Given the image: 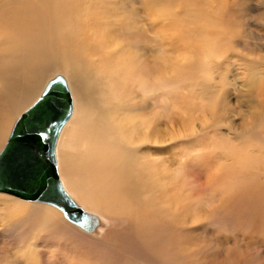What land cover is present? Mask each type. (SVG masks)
I'll use <instances>...</instances> for the list:
<instances>
[{
    "label": "rangeland",
    "instance_id": "rangeland-1",
    "mask_svg": "<svg viewBox=\"0 0 264 264\" xmlns=\"http://www.w3.org/2000/svg\"><path fill=\"white\" fill-rule=\"evenodd\" d=\"M84 1L80 0V7L75 5L77 12L85 15L84 22L92 28L97 25L95 28L102 35H113L114 50L104 47L107 58L93 69L108 71L109 76H105L110 77L112 85L108 88L105 79L102 82L106 85L102 84L109 104L112 102L119 113L130 111L152 124L149 132L153 128L155 133L151 132V141L144 143L141 135L134 133L142 151L138 156L158 170L171 188L197 198L201 215L199 219L188 216L175 227L162 217L156 222L148 220L142 225L143 235L137 233L138 237L124 218L93 212L67 191L95 216V226L90 231L82 230L49 206L53 213H60L59 218L38 236L35 251L44 255V264H168L165 254L174 252L181 258L185 246L184 253L195 254L194 259L199 260H194V264H264V86L258 89L264 83L250 89L245 77L246 67L260 72L264 69V26L260 23H264V6L258 4L263 0ZM6 2L8 7L13 2L20 5L16 0L0 1V11ZM78 20L84 29L81 17ZM92 28L84 29L86 35ZM76 55H70L71 66L89 68V59L84 63ZM55 75L65 77L64 67L47 69L37 93L14 111L9 129ZM210 91L215 95L213 105L205 97ZM254 128L256 137L248 135ZM245 135L258 141L245 139ZM152 138L165 145L161 143L160 149L151 145ZM243 144L247 147H241ZM230 148L234 153L246 150L252 157L236 164L229 159L227 162ZM137 163L145 170L142 159H137ZM217 169L225 176L212 182ZM161 178L158 175L157 181L163 182ZM102 187L107 192L95 189L96 196L104 197L107 206H117L111 200V184ZM171 188L168 192L174 193L176 190ZM220 188L228 193L222 196ZM4 225L8 223L0 220V250L13 261L16 247H12L11 238L16 233L5 232ZM34 235H38L37 231ZM181 262L182 259L175 260L173 264H184Z\"/></svg>",
    "mask_w": 264,
    "mask_h": 264
},
{
    "label": "bare ground",
    "instance_id": "bare-ground-1",
    "mask_svg": "<svg viewBox=\"0 0 264 264\" xmlns=\"http://www.w3.org/2000/svg\"><path fill=\"white\" fill-rule=\"evenodd\" d=\"M16 1L20 2L19 6H16L15 2H13L8 7V2H6L4 10L0 11V145L5 140L13 115H15L14 111L21 109L29 101V98L34 96V93H37L38 87L43 85L42 83L46 79L47 69L50 68L51 70V68H57L59 65L63 66L66 79L60 76L63 78L69 93L71 110L59 129L54 146V154L57 176L65 192L69 191L81 205L92 209L93 212L96 211L110 217L124 218L134 228L133 232L136 235L139 233L140 236L143 235L141 229L148 220L156 222L162 217L164 218L162 220L170 222V225L175 227L188 216L192 218L198 217L197 219H199L201 215L199 209L201 208L197 207L200 206V204H197V198L185 195L182 191L173 187L171 188L168 182L163 181L158 170L155 171L152 166L148 165L145 158L138 156L139 150L142 152L139 149V141L149 142L151 132L155 133L153 128L149 132L152 124H149L147 119H144L145 117L136 116L130 111H121L119 113L118 110L113 108L112 102L109 104L106 87H103L106 83L108 88L112 85L110 77L105 76H109L106 73L108 71L105 70V73H103L99 72L103 68L102 70L97 69L99 71H94V68H97L96 64L99 61L102 64L103 60H105L104 58H107L105 52L103 53L104 47L108 50H114L115 44L111 37L113 35L111 33L102 35L96 29L98 28L97 25H95L96 28H92L91 25L85 23L86 21L84 22L85 15L82 12H77V7L75 6H82L84 0H82V3L80 0ZM22 4L25 6H21ZM258 4L261 7L264 6V0ZM80 17L85 28L88 30L92 28L87 35L85 28L81 29L79 25L78 18ZM260 23L264 24L262 21ZM73 54L74 56L77 54L78 59L80 57V60L84 61V63L86 59H89V61L86 60L87 63L89 62V68L81 69L80 67L82 66L77 68L76 64L74 67L71 66L70 62L72 60L70 57ZM248 68H245L247 73L245 77L248 79L246 82L250 89L255 88L258 83H264V69L260 72L251 70L253 69L252 67ZM98 72L99 74H97ZM104 79L106 83L102 82ZM102 83H105V85ZM141 86L142 88L144 87L142 84ZM261 86L264 85L258 86V89ZM262 88L263 92L264 87ZM114 90L115 83L112 95ZM20 94H25L24 96L26 97H21ZM214 96L212 91L205 94L210 105L214 103ZM133 106L135 105H132L134 109ZM136 107L135 110L137 109ZM71 117L72 120L63 128ZM62 128L61 140L59 135ZM256 129L254 128L255 131ZM244 130L246 132L247 127ZM254 130H250L251 132L248 135L256 137L255 134H258V132L256 131L257 133H255ZM243 132L242 134H244ZM261 132L263 133L264 131L261 130ZM134 133L141 135H138L140 140L134 139L136 138ZM248 135H245V139ZM261 135L259 134L260 137H263ZM152 140L153 143L151 145L159 146L160 149L162 142L159 144L153 138ZM250 140H248V143ZM254 141L257 142L258 140L255 139L252 142ZM262 141L264 140L262 139ZM169 146L171 145L169 144ZM245 149L248 150V148ZM246 150L244 152L238 150L234 153V150L230 148L229 156H226L225 160L229 159L234 164L244 162V160L252 157V153L248 156ZM186 151L188 150L186 149ZM137 159H142L145 170L140 163H137ZM219 170L217 169L213 173L214 177L210 176L212 177V182H218L221 177L225 176ZM158 175H160L163 182L160 179L157 181ZM109 183L114 188L110 192L112 203L117 202V206H107L104 197H98L94 193L95 189L101 192V188H103L102 191L107 192L102 187V184L109 185ZM169 187L171 190L176 191L174 193L168 192ZM220 191L222 196L228 193L224 188H220ZM70 194L68 195L70 196ZM230 195H233V193H230ZM107 197L109 196L107 195ZM226 199L230 200L228 197ZM32 202L39 203V205H47L48 208L41 205L35 206L37 204ZM49 206L53 207L45 203L24 200L0 192V220L8 223V225H4L6 227L4 231L16 233L11 238V243L15 244H12V247H16V257L13 259L15 264H44V255L35 251L37 247H35L34 242L37 243L39 241L38 236L41 235V232L48 230L49 226L59 218L58 214L61 213L55 207L53 208L60 213H53ZM36 231L38 233L37 236L34 235ZM174 247L178 250L175 244ZM182 247L183 254L181 258L180 255L176 256L177 254L174 252L172 255L170 253L165 254V260L168 264H173L175 260L181 259V263L192 262L194 264L195 254L193 253L194 255L192 256L191 253H184L186 247ZM6 255L0 250V264H13V261L8 260ZM10 257L12 259V256ZM55 264L57 263L55 262Z\"/></svg>",
    "mask_w": 264,
    "mask_h": 264
},
{
    "label": "water",
    "instance_id": "water-1",
    "mask_svg": "<svg viewBox=\"0 0 264 264\" xmlns=\"http://www.w3.org/2000/svg\"><path fill=\"white\" fill-rule=\"evenodd\" d=\"M70 110L64 80L55 75L15 118L0 148V192L51 205L70 223L90 231L95 216L65 192L56 171L54 146Z\"/></svg>",
    "mask_w": 264,
    "mask_h": 264
},
{
    "label": "clouds",
    "instance_id": "clouds-1",
    "mask_svg": "<svg viewBox=\"0 0 264 264\" xmlns=\"http://www.w3.org/2000/svg\"><path fill=\"white\" fill-rule=\"evenodd\" d=\"M261 25H264V24H261ZM221 60L223 59V57L220 58Z\"/></svg>",
    "mask_w": 264,
    "mask_h": 264
}]
</instances>
